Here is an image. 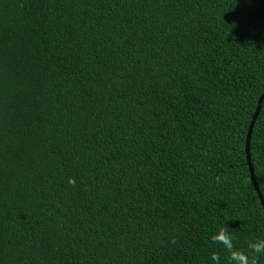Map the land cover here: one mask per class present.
Here are the masks:
<instances>
[{"label":"trees","instance_id":"16d2710c","mask_svg":"<svg viewBox=\"0 0 264 264\" xmlns=\"http://www.w3.org/2000/svg\"><path fill=\"white\" fill-rule=\"evenodd\" d=\"M263 92L264 0H0V264H264Z\"/></svg>","mask_w":264,"mask_h":264},{"label":"water","instance_id":"95a60500","mask_svg":"<svg viewBox=\"0 0 264 264\" xmlns=\"http://www.w3.org/2000/svg\"><path fill=\"white\" fill-rule=\"evenodd\" d=\"M263 99H264V92L259 96V98L257 100L255 111L252 114L251 121H250L249 126H248V131H247L246 140H245V153H246V160H247V164H248L251 182H252L254 189H255L258 197H259L260 203L264 209V198H263L262 193L258 187L256 178H255V174H254V168H253V165L251 162V157H250V135H251V131H252L254 122L256 120V117L260 111Z\"/></svg>","mask_w":264,"mask_h":264},{"label":"clouds","instance_id":"9594fccd","mask_svg":"<svg viewBox=\"0 0 264 264\" xmlns=\"http://www.w3.org/2000/svg\"><path fill=\"white\" fill-rule=\"evenodd\" d=\"M221 237H223V239H221ZM217 239H221V240H222L223 242H225L226 244H227V243L229 242V240H230L229 237L224 236L223 234H222L221 236L217 237ZM254 248H255V251H256V252H260V251L264 250V245H255Z\"/></svg>","mask_w":264,"mask_h":264}]
</instances>
